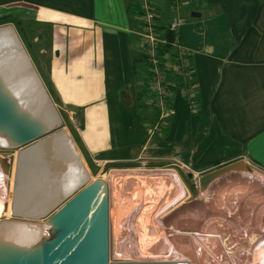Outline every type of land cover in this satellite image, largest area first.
Instances as JSON below:
<instances>
[{
  "label": "crops",
  "instance_id": "0c3cea01",
  "mask_svg": "<svg viewBox=\"0 0 264 264\" xmlns=\"http://www.w3.org/2000/svg\"><path fill=\"white\" fill-rule=\"evenodd\" d=\"M152 1L160 35L174 15L183 21L164 57L188 55L191 75L183 83L166 73L172 116L151 139L134 0H0V23L6 13L25 19L39 79L78 123L76 151L100 171L146 161L205 175L236 159L264 171V0H181L177 13ZM183 86L195 92V112Z\"/></svg>",
  "mask_w": 264,
  "mask_h": 264
},
{
  "label": "bare ground",
  "instance_id": "6f19581e",
  "mask_svg": "<svg viewBox=\"0 0 264 264\" xmlns=\"http://www.w3.org/2000/svg\"><path fill=\"white\" fill-rule=\"evenodd\" d=\"M9 29L12 30L11 27H4V26L1 27L0 34L8 33ZM10 34L12 35V31L10 32ZM8 36L4 37L5 38L4 40L3 39L0 40V49L4 51L6 54H8L3 56L2 58L0 57V72L3 75L4 80L9 85H12L11 83H14L15 87H18L19 89L22 86V83L15 81L18 78V76L15 77V75L19 73V70L21 68L19 65L21 59L20 57L18 59L16 55L13 54V49L10 47V45L12 44L11 42L12 36H10L9 33ZM13 77H15V79H13ZM26 84L27 83H25L24 85ZM14 85H12L11 87L14 88ZM25 89L27 88L25 87ZM26 99L31 106H35L36 103L33 98L32 99L26 98ZM35 107L37 108L38 106L36 105ZM49 116L50 115H47L48 118ZM52 118H55L54 115H52ZM55 120L56 122H59V119L55 118ZM69 139L70 137L68 136V140ZM61 152L62 154L64 153V155L66 156L72 153L68 148L67 140L66 143L63 142V147L61 148ZM25 153H23L24 155L20 159L19 165L16 167L15 164L14 184L16 183V177L18 183L20 184L17 183V187L19 189L17 193V197L14 198L13 196V201H12L13 216L14 214L19 215L20 213L18 212V210L21 209L34 210L35 207L43 206L44 204L51 202V200L61 201L64 197L69 195L75 188H77L81 183H83L88 178V174H89L88 169L84 165L83 159L78 154L87 172V175L84 178H81L77 183H73L72 184L73 186L68 187L66 190H63V185L60 186V184H56L55 185L56 188H51L47 191H43L40 182H42V180L45 181L46 176L45 173H43V169L37 166V164L40 162L39 157L29 152L27 154ZM237 169L238 171L241 170L239 168ZM153 174L155 175L151 176V178L149 177L148 179H146L148 176L146 175L143 176L144 174L142 176H133V175L125 176L123 182L120 181L121 183L119 181H116L113 178V176H110L111 178L110 183L108 182L107 187H108V192L111 196V186H112L113 193H112V197H110L111 198L110 201H112L111 203L112 206L114 207V213L110 214V212L113 210L111 209L112 207H110L109 228L111 233L110 236L111 244L113 242V245L115 246L114 250H117L118 255H122L126 252L123 250L124 248L122 249L123 247L122 245H124L122 244L123 243L122 240L131 237L132 234L127 235L125 233L127 229V228L125 229V225L126 227H128L129 226L128 224L130 222H133L130 221L131 220L130 217L134 215V213L137 212V210L140 208V204L142 200L145 199V201L147 202L156 201L160 198V196L161 197L163 196V198L168 201L170 198H174V200L176 201L173 200V203L171 204L167 203L168 207L166 208H171L181 199H184L187 195L184 185L182 184V182L176 176L175 173L172 172L164 173V171H159L158 173H153ZM141 180H144L145 182ZM66 191L67 194L63 195V193H65ZM13 193H14V186H13ZM247 195L249 196V199ZM5 199H6V184L4 177L0 173V216L2 214L1 212L3 205L5 212L4 215L6 214L7 205L5 203ZM165 200H163L164 203H166ZM197 200L198 202L195 205V207H197L198 211H194V212L191 211L188 213H184L183 216L181 217V220L185 219V222L189 221L187 223H184L182 221L183 224H189L191 220H194V223L196 222V226L194 227L197 228L200 227V228L195 229L192 232L191 231L182 232L183 227H185L183 226L182 229H179L176 232V230H170L172 229V227L168 226L167 228L164 229L166 232L169 233L171 232V239L166 241H165V236L163 237L164 238L163 240L162 237L155 236L154 234L155 232H153V230L149 226L150 223L146 225L148 223L147 216L149 215L150 209L149 207L145 210L143 209L142 211L143 213H141L142 215H140L138 220L136 221L137 223L134 221V229L132 226V231L134 230L133 232L134 233L136 232V235L138 237V242H136L137 248L133 244L131 245L130 243L131 245L130 247L132 251L135 250L136 252L138 251L137 255H141V256L142 255L160 256L159 254H162V256L169 255L171 256V258L172 256H174V258L179 257L178 259H180V261L182 259L183 261V262H152V263L264 264V260L263 258H261L259 252L260 251L259 246L264 247V243H262L261 245V242L258 241L259 239L261 241L264 240V174L258 171H253V172H248L243 177L226 179L216 185L210 186L207 189L200 190V194ZM258 207L261 208V210H258ZM166 208L165 210H167ZM158 209L160 210V208ZM182 210L178 209L176 212L179 213V211ZM19 218L33 220L31 218H24V217H19ZM175 218L177 217L175 216ZM26 222H30V221H26ZM31 223H16L12 225V223L9 221H3L0 224V233L3 234L6 239L18 245H25V246L31 245L36 243L40 239V237L45 234V226L43 224L34 225ZM179 223L180 222L178 221V224ZM202 227L205 228V230L202 233L198 232ZM12 228H16V229L15 231L10 232ZM153 234L154 236H152ZM244 235L245 236L254 235L255 238L260 237L258 238L257 242L255 241L256 243L253 244L252 247H250L252 253L251 251H246L243 249L242 244L244 243V241L248 239V238H243L242 236ZM132 239H134V236ZM126 242L125 245H127ZM236 243L241 246L239 250L241 253L235 254L234 252H232V254L234 255L233 257H231L230 255L232 254L229 253V256L231 258L228 257L227 259L228 256L227 250L230 247L231 248L235 247ZM125 245L124 247H126ZM233 251H236V249ZM131 252L129 251L128 254H130ZM249 254H253L252 256H254L255 260L253 258H252L253 260H250ZM223 259H225L224 263L222 261ZM137 263H141V262H137Z\"/></svg>",
  "mask_w": 264,
  "mask_h": 264
},
{
  "label": "water",
  "instance_id": "95a60500",
  "mask_svg": "<svg viewBox=\"0 0 264 264\" xmlns=\"http://www.w3.org/2000/svg\"><path fill=\"white\" fill-rule=\"evenodd\" d=\"M8 33L12 36L10 47L13 54L21 59V68L15 75L18 76L15 81L21 82L22 86L18 89L11 83L14 88L11 87L0 72V151L20 150L16 157V167L23 153L29 152L38 156L40 162L37 166L43 169L46 176L45 181L40 182L42 190L56 188V184L63 185V190H66L84 178L87 172L78 153H75L77 151L72 141L68 140V134L60 129V118L22 44L13 29H9ZM8 33L0 34V40H4ZM5 55L8 54L0 49V57ZM25 83L27 84L24 85ZM26 98H33L35 106L38 107L31 106ZM47 115H50L49 118ZM52 115L59 119V122H56ZM66 140L72 152L68 156L61 152ZM12 164L11 158L0 153V173L5 180L10 178ZM237 168L247 173L243 163L228 165L200 177V189H207L219 179L237 173ZM17 183L16 177L14 198L19 190ZM66 194L67 191L63 193ZM59 201L51 200L43 206L35 207L34 210H18L20 214H14V217L38 220ZM11 223L13 225L31 222ZM31 224L37 225L33 222ZM43 225L45 234L36 243L26 246L10 241L0 233V264H109V192L104 180H95L87 185ZM15 229L12 228L10 232Z\"/></svg>",
  "mask_w": 264,
  "mask_h": 264
},
{
  "label": "rangeland",
  "instance_id": "374dc122",
  "mask_svg": "<svg viewBox=\"0 0 264 264\" xmlns=\"http://www.w3.org/2000/svg\"><path fill=\"white\" fill-rule=\"evenodd\" d=\"M22 18H23L22 16H16L13 13H10V14L6 13L5 23L1 24L0 27H3V26L4 27H11L14 30L18 40L20 41V43L22 44V46L24 48V51L26 52V54H28V58L30 57L29 54L32 56V59L30 58L32 62L31 61L30 62L33 63V64H36V66H38V59L34 55L33 49L29 46L28 26L26 25V22L24 21L25 19L22 20ZM33 67L36 70L34 65H33ZM36 72H37V70H36ZM37 75H38V73H37ZM38 77H39V75H38ZM52 104H53V102H52ZM53 106H54V109L56 110V112H57V114H58V116L60 118V121H61L60 129L68 134V136L70 137V139L72 141V144H73L74 148L77 149L78 148V143H77V137H76L77 134L75 132V129H77L76 126H77L78 123L75 122V120H73L72 118L70 120L67 119L65 114H63L58 109V107L56 105L53 104ZM19 152H20V150L0 151V153H2L5 156L11 158L12 161H13L10 178L8 180H5V184H6V199H5V203L7 205V208H6V214L4 215L5 212H4V205H3L2 212H1L2 214L0 216V224L3 221H9V222L30 221V222H33V223H36V224H39V225L40 224H44L64 204H66L70 199H72L82 189H84L87 185H89L90 183H92L95 180L102 179L108 184V182L110 183V179H111L110 176H113V178L116 181H119V182L122 181L123 182L125 176H129V175L142 176L144 174L143 176H145V175L148 176L146 178V179H148L149 177L151 178V176L155 175L153 173H158L159 171H164V173L172 172V173L176 174V176L180 179V181L184 185V188H185V190L187 192L186 197L184 199H181L179 202H177L171 208H166V207H168L167 203H170V204L173 203L174 198H170L169 201H168V200H165L163 198V196L162 197L160 196V198L158 199L159 201L156 200V201H148L147 202V201H145V199L142 200V202L140 204V208L137 210V212L134 213V215H132L130 217V219H131L130 221H133V222L129 221L130 222L129 224L126 223V224H128L131 227L130 228L128 226L131 230L128 227H126V225H125V229L127 228L125 233L127 235L132 234V236L128 237V238H131V239L126 238L125 240H122V242H123L122 244H124V245H125V242L128 240L127 241L128 243L126 242L127 245H125L128 248H126V247H124V245H122L123 246L122 249L124 248L123 249L124 251H126V252L128 251L127 253L126 252L124 253L125 255L122 254L123 256L122 255H118L117 254V250H114L115 246L113 245V242L111 244V237H110L111 233H110V228H109V264H115V263H137V262H141V263L142 262H145V263H152V262H183L182 259H181V261H180V259H178L179 257L178 258H174V256H172V258H171V256H169V255L168 256H162V254H159L160 256H158V255H153V256L152 255H142V256L141 255H137L138 251L137 252H136V250L132 251V249L130 247L133 244L137 248L136 242H138V237L136 235V232L134 233L133 232L134 230L132 231V226H133V229H134V221L136 222L138 220L139 216L142 215L141 213H143L142 212L143 209L145 210V209H147L149 207V209H150L149 215L150 216L149 215L147 216L148 223L146 225H148L150 223L149 226L151 227L153 232H155L154 233L155 236L156 237H159V236L162 237V240L164 239L163 238L164 236H165V241L171 239V232L170 233L166 232L165 229H164V228H167L168 226L172 227V229H170V230H176V232H177V230L182 229L183 226H185V227H183L182 232H190V231L192 232L195 229L200 228V227H198V228L194 227V226H196V222L194 223V220L190 221V223H189L190 225L189 224H183V222L187 223L189 221L185 222V219L182 218L183 220H181V217L183 216L184 213H188V212H191V211H193V212L194 211H198L197 207H195V205L198 202L197 199L199 197L200 190H202L199 187V178L202 177L203 175L195 173L190 167H184V166H181V165H180V167L178 166V168L177 167H175V168H173V167H165V168H160V169H154L152 166H147V162L146 161H137L136 163H133V164H131V165L127 166V167H124V168L123 167L122 168L121 167H119V168H117V167H115V168H103L102 171H100V168L97 169L95 166H92V164H90L89 161H87L82 156L83 163L86 166V168L88 169V173H89L88 174V178L83 183H81L77 188H75L69 195L64 197L57 204H55V206H53L47 212V214H45L42 218H40L38 220H30V219L27 220V219L14 217L13 214H12V211H13L12 210V201H13V186H14V170H15V164H16V157H17ZM239 162L243 163L244 166H246L247 173L248 172H253V171H258V172L264 174V171L262 169L257 168L256 166H254L249 161H246L245 159L233 160L228 165H231V164H234V163H239ZM228 165H226V166H228ZM226 166L216 168V169L210 171L209 173H211L213 171H216V170H219L221 168H224ZM119 172H121V173H119ZM129 173H131V174H129ZM247 173L238 171L235 174H231V175H229L227 177L219 179L213 185H216V184H218V183H220V182H222V181H224L226 179H229V178H233L234 179V178H237V177L238 178L239 177H243ZM206 174H208V173H206ZM116 176H119V177H116ZM139 180H138V182H139ZM141 181H144V180H141ZM195 181L198 184V188H195L196 186H194V182ZM112 193L113 192H112V186H111V196L109 194V209H110V207H112L111 209H113V210L112 211L110 210L112 212V213L110 212V214L114 213V207L112 206V203H111L112 201H110L111 200L110 197H112ZM247 197L249 199L248 195H247ZM163 200H165L166 203H164ZM174 201H176V200H174ZM163 203H164L165 206L163 205ZM147 205H150V206H147ZM158 208H160V210ZM165 208L167 210H165ZM183 208H185V209H183ZM178 209L179 210L183 209V210L179 211V213H178V212H176ZM258 210H261V208L258 207ZM2 216H4V217H2ZM175 216L177 218H175ZM177 219H180V220H177ZM173 221H174V223H173ZM178 221L180 223H182V224H180V223L178 224ZM191 223H192V225H191ZM185 229L189 230V231H186ZM204 230H205V228L202 227L198 232L202 233ZM154 234L152 236H154ZM167 235H168L169 238L167 237ZM133 236H134V239H132ZM251 236H245V235L242 236L243 238H248L246 241H244L242 246H243L244 250L251 251V253H252V250L250 249V247H252V245L255 244L257 242L258 238H260V237L255 238L254 235H251ZM136 239H137V241H136ZM227 239H228V237H227ZM132 240H134V241H132ZM258 241L261 242V245H262V243H264V240L261 241L259 239ZM130 243H131V245H130ZM235 245H234L235 247H232V248L229 246L230 248L227 250V253H228L227 259H228V257L231 258V257L234 256L232 254V252H234L235 254L236 253H241L239 251L241 246L239 244H237V243ZM125 249H128V250H125ZM235 249H236V251H233ZM259 249H260V251H259L260 252V256L264 260V247H260L259 246ZM129 251L130 252L132 251L131 253H133V254H131V253L128 254ZM229 253L232 254V255H230L231 257L229 256ZM126 254H128V255H126ZM247 254H246V256H247ZM249 255H250V260H253V259L255 260L254 256H252L253 254H249ZM225 259H226V257H225ZM225 259H223V260H225Z\"/></svg>",
  "mask_w": 264,
  "mask_h": 264
},
{
  "label": "built area",
  "instance_id": "2783aa9c",
  "mask_svg": "<svg viewBox=\"0 0 264 264\" xmlns=\"http://www.w3.org/2000/svg\"><path fill=\"white\" fill-rule=\"evenodd\" d=\"M169 7L177 13V9L182 5L181 0H167ZM134 6L137 12V21L139 22L140 31L137 36L143 45L141 54L147 65L148 84L152 95L151 107L155 112L154 123L148 129V137L151 139L161 129L166 126L168 119L172 116V108L169 101L171 97V87L166 81V73L187 82V78L191 75L188 62V55L171 57L172 62L166 60L164 54L160 53L166 46H177V31L182 24V20L178 15H174L170 21L168 32L174 34V39L168 42L167 39L157 30L156 13L152 0H134ZM181 93L186 98L193 112L196 111L195 92L192 88L183 86ZM195 188L198 184L194 182ZM223 263L225 260H222ZM221 261V262H222Z\"/></svg>",
  "mask_w": 264,
  "mask_h": 264
},
{
  "label": "trees",
  "instance_id": "16d2710c",
  "mask_svg": "<svg viewBox=\"0 0 264 264\" xmlns=\"http://www.w3.org/2000/svg\"><path fill=\"white\" fill-rule=\"evenodd\" d=\"M3 23H5V18H4V20L0 23V25L3 24ZM164 37L167 39L168 42H171V41H173V39H174V34L168 32V31H166L165 34H164ZM168 49H169V47L166 46L163 50H161L160 53L164 54V52L168 51Z\"/></svg>",
  "mask_w": 264,
  "mask_h": 264
}]
</instances>
